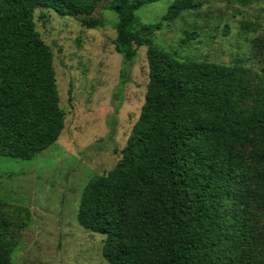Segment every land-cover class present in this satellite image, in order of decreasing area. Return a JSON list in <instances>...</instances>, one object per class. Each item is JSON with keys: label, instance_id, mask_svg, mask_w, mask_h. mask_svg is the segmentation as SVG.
Wrapping results in <instances>:
<instances>
[{"label": "trees", "instance_id": "16d2710c", "mask_svg": "<svg viewBox=\"0 0 264 264\" xmlns=\"http://www.w3.org/2000/svg\"><path fill=\"white\" fill-rule=\"evenodd\" d=\"M160 1L118 0L107 8L118 16L120 87L143 46L150 82L121 160L86 186L79 223L107 237L109 264H264V73L253 81L240 67L156 47L152 32L202 6L175 0L161 22L139 30L137 11ZM84 3L0 0V157L31 161L61 137L66 114L53 54L34 14L76 17ZM21 211L0 201V264H13L6 236L27 227L29 213Z\"/></svg>", "mask_w": 264, "mask_h": 264}, {"label": "rangeland", "instance_id": "374dc122", "mask_svg": "<svg viewBox=\"0 0 264 264\" xmlns=\"http://www.w3.org/2000/svg\"><path fill=\"white\" fill-rule=\"evenodd\" d=\"M118 0H85L76 17L52 10L35 30L53 54L65 112L58 142L31 161L0 157V201L29 213L27 227L12 240L13 264H109L106 236L79 223L83 192L97 176L114 170L140 119L150 82L148 46L129 66V81L116 52L118 16L107 8ZM175 0H161L136 13V27L158 24ZM202 6L164 22L150 39L180 59L242 68L253 81L264 73V0H198ZM83 20L100 21L90 29ZM70 92L72 94H70ZM252 105L254 103H251Z\"/></svg>", "mask_w": 264, "mask_h": 264}]
</instances>
